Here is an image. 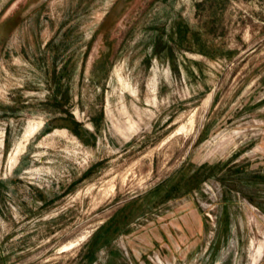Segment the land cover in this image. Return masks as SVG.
Segmentation results:
<instances>
[{
	"label": "rangeland",
	"instance_id": "374dc122",
	"mask_svg": "<svg viewBox=\"0 0 264 264\" xmlns=\"http://www.w3.org/2000/svg\"><path fill=\"white\" fill-rule=\"evenodd\" d=\"M0 264H264V0H0Z\"/></svg>",
	"mask_w": 264,
	"mask_h": 264
},
{
	"label": "bare ground",
	"instance_id": "6f19581e",
	"mask_svg": "<svg viewBox=\"0 0 264 264\" xmlns=\"http://www.w3.org/2000/svg\"><path fill=\"white\" fill-rule=\"evenodd\" d=\"M129 88V87H128ZM21 151V150H20ZM17 152V151H16ZM17 154V153H16Z\"/></svg>",
	"mask_w": 264,
	"mask_h": 264
},
{
	"label": "trees",
	"instance_id": "16d2710c",
	"mask_svg": "<svg viewBox=\"0 0 264 264\" xmlns=\"http://www.w3.org/2000/svg\"><path fill=\"white\" fill-rule=\"evenodd\" d=\"M115 229H117V228H115Z\"/></svg>",
	"mask_w": 264,
	"mask_h": 264
}]
</instances>
